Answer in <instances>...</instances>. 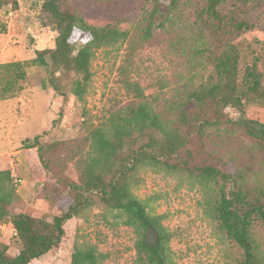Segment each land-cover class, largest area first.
Segmentation results:
<instances>
[{"label": "trees", "instance_id": "1", "mask_svg": "<svg viewBox=\"0 0 264 264\" xmlns=\"http://www.w3.org/2000/svg\"><path fill=\"white\" fill-rule=\"evenodd\" d=\"M118 0H40L43 26L54 47L25 61L0 63V100L23 89L27 68H43L51 88L73 109L77 138L35 147L34 155L68 199L51 220L11 213L16 189L0 169V223L12 225L14 256L0 241V264H29L65 236L64 223L92 206L110 212L135 236L136 264H176L150 197L134 189L142 170L182 175L197 184L202 213L221 244L223 264H264V0H131L128 19L92 20L87 10L110 12ZM17 0H0V9ZM6 25L0 19V33ZM125 44L117 68L124 103L96 125L86 97L98 49ZM165 47L178 60L171 77L151 86L130 76L134 57ZM152 88L151 90H148ZM105 255L86 240L73 241L70 264H100Z\"/></svg>", "mask_w": 264, "mask_h": 264}, {"label": "rangeland", "instance_id": "2", "mask_svg": "<svg viewBox=\"0 0 264 264\" xmlns=\"http://www.w3.org/2000/svg\"><path fill=\"white\" fill-rule=\"evenodd\" d=\"M18 7L0 9L6 31L0 33V63L25 61L37 50L54 47L56 33L43 26L39 14L40 0H17ZM131 0H118L110 12L87 10L92 20L128 19ZM125 44L98 49L91 63L92 84L86 97L87 120L96 125L118 105L124 103V89L118 82L117 68L124 57ZM165 47L145 48L134 57L130 76L151 86L156 79L171 77L178 69L176 56ZM264 72V60L258 62ZM43 68L29 67L23 89L0 100V169H9L16 197L9 205L11 213L38 215L45 220L60 214L68 199L57 193L52 177L45 173L34 155L39 145L77 138L84 129L73 125V109L51 88L42 86ZM149 88L148 90H151ZM264 164V152L257 157ZM187 176L142 170L140 183L134 189L141 198L150 197L162 223L172 233L169 242L176 264H223L221 244L214 235L210 219L202 213L201 192ZM65 236L58 247L29 264H70V253L76 236L95 244L105 255L100 264H136L134 233L112 213L92 206L81 216L64 223ZM0 241L14 256L19 247L13 227L0 223Z\"/></svg>", "mask_w": 264, "mask_h": 264}]
</instances>
